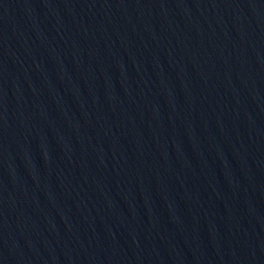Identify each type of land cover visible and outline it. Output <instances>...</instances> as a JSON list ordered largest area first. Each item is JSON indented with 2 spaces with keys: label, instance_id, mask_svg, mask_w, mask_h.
Listing matches in <instances>:
<instances>
[{
  "label": "water",
  "instance_id": "95a60500",
  "mask_svg": "<svg viewBox=\"0 0 264 264\" xmlns=\"http://www.w3.org/2000/svg\"><path fill=\"white\" fill-rule=\"evenodd\" d=\"M223 264H264V0H238Z\"/></svg>",
  "mask_w": 264,
  "mask_h": 264
}]
</instances>
